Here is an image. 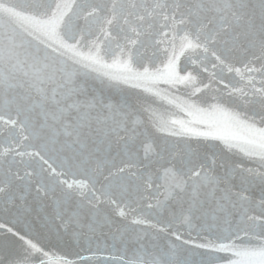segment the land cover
Masks as SVG:
<instances>
[{
  "label": "snow or ice",
  "instance_id": "1",
  "mask_svg": "<svg viewBox=\"0 0 264 264\" xmlns=\"http://www.w3.org/2000/svg\"><path fill=\"white\" fill-rule=\"evenodd\" d=\"M0 264H264V0H0Z\"/></svg>",
  "mask_w": 264,
  "mask_h": 264
}]
</instances>
